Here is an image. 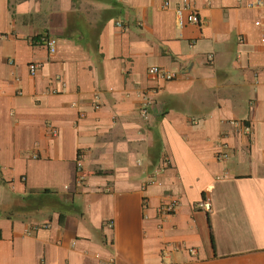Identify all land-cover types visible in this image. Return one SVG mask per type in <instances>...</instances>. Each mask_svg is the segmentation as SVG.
Returning <instances> with one entry per match:
<instances>
[{"label": "crops", "instance_id": "0c3cea01", "mask_svg": "<svg viewBox=\"0 0 264 264\" xmlns=\"http://www.w3.org/2000/svg\"><path fill=\"white\" fill-rule=\"evenodd\" d=\"M180 1L0 0V264H264V8Z\"/></svg>", "mask_w": 264, "mask_h": 264}, {"label": "built area", "instance_id": "2783aa9c", "mask_svg": "<svg viewBox=\"0 0 264 264\" xmlns=\"http://www.w3.org/2000/svg\"><path fill=\"white\" fill-rule=\"evenodd\" d=\"M165 6L169 5V2L166 1ZM251 6H259L264 8V0H252L250 3ZM176 21L179 27H184L188 24H198L200 23V15L198 10L194 7L192 2L190 0H181L177 5H176ZM255 24L262 29V35H261V41L264 44V19L258 18L255 20ZM44 44L48 47V50L50 52H54L56 50V45H57V38L55 36H47L44 39ZM42 63L40 62H31L28 65L29 72L30 74L34 75L36 74L39 69L41 68ZM150 74L159 76L161 78L170 80L175 77V73L171 71H167L162 67L159 66H151L149 68ZM146 96V95H145ZM153 98L146 96L145 101L143 103V106L141 107V114L142 116L146 117L148 112H149V106L152 104ZM241 129L248 130L247 127H243ZM223 156V155H222ZM77 166L78 170L81 172L83 163L82 159L78 158L77 161ZM82 176H80V179ZM178 206V202L176 200H172L169 202H164L160 205V212L163 214H171L176 211V208ZM198 207L205 212H209L211 210V202L208 198H202L198 202Z\"/></svg>", "mask_w": 264, "mask_h": 264}]
</instances>
